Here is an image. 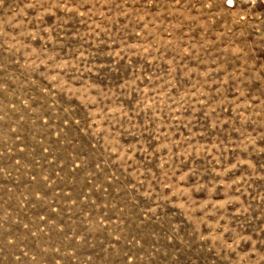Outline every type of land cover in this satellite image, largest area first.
<instances>
[{
	"label": "rangeland",
	"instance_id": "1",
	"mask_svg": "<svg viewBox=\"0 0 264 264\" xmlns=\"http://www.w3.org/2000/svg\"><path fill=\"white\" fill-rule=\"evenodd\" d=\"M0 264H264V0H0Z\"/></svg>",
	"mask_w": 264,
	"mask_h": 264
}]
</instances>
